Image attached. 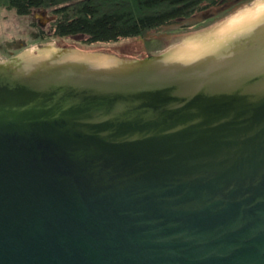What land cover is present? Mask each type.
I'll use <instances>...</instances> for the list:
<instances>
[{
	"label": "water",
	"instance_id": "1",
	"mask_svg": "<svg viewBox=\"0 0 264 264\" xmlns=\"http://www.w3.org/2000/svg\"><path fill=\"white\" fill-rule=\"evenodd\" d=\"M163 46L0 61V264H264V0Z\"/></svg>",
	"mask_w": 264,
	"mask_h": 264
},
{
	"label": "trees",
	"instance_id": "2",
	"mask_svg": "<svg viewBox=\"0 0 264 264\" xmlns=\"http://www.w3.org/2000/svg\"><path fill=\"white\" fill-rule=\"evenodd\" d=\"M228 0H0V7L30 16L35 10L55 17L58 39L82 38L87 45L145 38L153 31L191 19Z\"/></svg>",
	"mask_w": 264,
	"mask_h": 264
},
{
	"label": "rangeland",
	"instance_id": "3",
	"mask_svg": "<svg viewBox=\"0 0 264 264\" xmlns=\"http://www.w3.org/2000/svg\"><path fill=\"white\" fill-rule=\"evenodd\" d=\"M252 0H228L223 5L199 13L191 19L153 31L145 38L118 43L87 45L82 38L58 39L52 34L51 23L55 17L50 11L35 10L30 16H19L15 10L0 7V61L16 57L39 45L59 43L60 46H77L79 49L114 51L120 56L134 55L143 59L158 55L164 49V38L170 35L188 34L208 28Z\"/></svg>",
	"mask_w": 264,
	"mask_h": 264
}]
</instances>
